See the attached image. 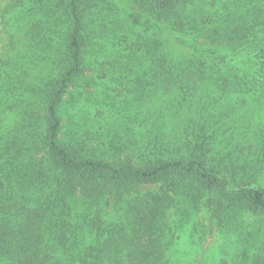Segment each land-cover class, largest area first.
I'll return each instance as SVG.
<instances>
[{
	"label": "trees",
	"instance_id": "obj_1",
	"mask_svg": "<svg viewBox=\"0 0 264 264\" xmlns=\"http://www.w3.org/2000/svg\"><path fill=\"white\" fill-rule=\"evenodd\" d=\"M10 5L0 264H173L170 205L264 264V0Z\"/></svg>",
	"mask_w": 264,
	"mask_h": 264
},
{
	"label": "rangeland",
	"instance_id": "obj_2",
	"mask_svg": "<svg viewBox=\"0 0 264 264\" xmlns=\"http://www.w3.org/2000/svg\"><path fill=\"white\" fill-rule=\"evenodd\" d=\"M12 0H0V51L6 46L8 41V30L14 29L12 21V10L10 9ZM4 12V13H3ZM7 32V33H6ZM15 37H19V32H13ZM11 47V44H9ZM7 48L8 54L11 50ZM156 189L157 186L143 185L141 191ZM172 196V195H171ZM190 208L189 218L179 215L175 205L167 208L166 215L163 218L164 224L171 232L167 237L169 249L167 257L173 264H220L222 259H229L234 251L232 241L226 234L219 233L211 225L209 215L204 207L200 209ZM113 220L120 214L110 211ZM109 220L108 216L105 217Z\"/></svg>",
	"mask_w": 264,
	"mask_h": 264
}]
</instances>
